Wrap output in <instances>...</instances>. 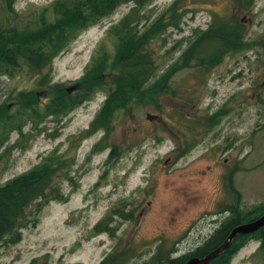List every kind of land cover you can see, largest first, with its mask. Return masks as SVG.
I'll list each match as a JSON object with an SVG mask.
<instances>
[{"label": "rangeland", "instance_id": "obj_1", "mask_svg": "<svg viewBox=\"0 0 264 264\" xmlns=\"http://www.w3.org/2000/svg\"><path fill=\"white\" fill-rule=\"evenodd\" d=\"M56 1L17 0L14 9L31 16ZM174 1L153 0L143 12L157 21ZM183 5L195 14L182 18L180 31L169 29L146 47L158 74L165 77L177 65L168 80L172 92L156 95L158 109L138 107L131 118L119 113L108 137L101 131L87 136L74 155L75 184L63 175L57 180L67 201L50 202L35 226L22 230L18 244L0 247V264H144L153 261L158 246L167 249L171 241L185 246L214 235L230 216V207L244 212L264 207V0L249 10L234 0H184ZM131 11L132 5H122L82 32L54 60L53 82L70 89L96 50L103 46L112 54L114 40L106 34ZM213 15L228 28L241 25L243 45L209 67L192 57L191 47L197 29L207 30ZM211 47L207 41L200 51ZM112 65L104 72L105 89L112 86ZM30 87L27 78L3 77L0 102L8 93ZM40 91L46 100L55 96ZM104 97V91L96 93L59 124L41 123L44 131L27 150L13 154L0 185L57 148L63 154L68 139L89 128ZM15 138L11 134L10 141ZM97 143L106 149L91 154ZM111 147L116 159L105 164ZM112 210L119 215L111 220ZM100 222L113 236L95 232ZM259 249L258 241L248 240L229 264H264Z\"/></svg>", "mask_w": 264, "mask_h": 264}, {"label": "trees", "instance_id": "obj_2", "mask_svg": "<svg viewBox=\"0 0 264 264\" xmlns=\"http://www.w3.org/2000/svg\"><path fill=\"white\" fill-rule=\"evenodd\" d=\"M16 1L0 0V81L3 77L8 80L27 78L31 81V87L21 89L16 94L8 93L0 102V177L13 154L27 150L44 131V127L39 129L41 123L51 120L59 124L71 111L91 101L96 93L104 91L105 97L89 128L82 135L68 139L63 154L59 155L57 148L28 171L0 185V247L18 244L22 230L30 224L34 227L41 211L50 202L67 201L57 180L63 175L65 181L75 184L74 155L87 136L101 131L105 138L108 137L119 113L131 118L135 108L153 106L158 109L156 95L170 90L168 80L177 65L166 70L165 77L158 74L152 55L146 53L147 44L159 39L169 29L180 31L182 18L188 13L195 14L183 5L184 0H175L154 22H151L149 14L143 12L153 0H57L39 14L24 16L16 13ZM234 1L240 9L249 10L256 0ZM129 4L132 11L106 34L107 38L114 40V52L108 54L103 46L96 50L79 82L72 85L73 89H64L62 83H54V60L64 54L82 32L95 26L120 6ZM214 18L213 15L207 30L201 32L197 29L191 47L192 57L202 65L208 62L209 67L218 65L224 55L237 50V44L243 45L241 25L228 28L218 24ZM224 21L227 23V20ZM148 25L146 32H143L141 27L144 29ZM207 41L212 43V47L203 53L200 51L201 45ZM112 63V86L105 89L104 72L108 69L107 65ZM40 90L51 91L55 96L46 100L47 96ZM25 127L28 128L26 131ZM13 133L16 138L11 142ZM105 149V146L97 143L91 154ZM116 156V148L111 147L105 164L115 161ZM67 159L70 160L69 164ZM99 185L94 187L98 188ZM229 185L232 186L231 182ZM229 210L230 216L203 245L201 250L211 249L207 254L221 245L233 228L264 214V207L244 212L233 206ZM110 214L111 220L114 215H119L114 210ZM106 231L113 236V231L103 226V222L95 227L96 233ZM251 239L259 242V251L263 253L264 228L250 235H238L230 248L209 264H229L233 254ZM169 251V247L163 249L158 246L153 261L150 259L144 264H157L156 260L160 261L159 264H184L190 259L189 256L169 259Z\"/></svg>", "mask_w": 264, "mask_h": 264}, {"label": "water", "instance_id": "obj_3", "mask_svg": "<svg viewBox=\"0 0 264 264\" xmlns=\"http://www.w3.org/2000/svg\"><path fill=\"white\" fill-rule=\"evenodd\" d=\"M71 87L70 89H73ZM68 89V90H70ZM264 228V214L257 218L256 220H252L246 224H241L233 228L228 234L225 241L219 245L217 248L209 252L207 255L201 258H190L184 264H209L214 259L225 253L231 246L233 240L238 236H245L256 233Z\"/></svg>", "mask_w": 264, "mask_h": 264}, {"label": "flooded vegetation", "instance_id": "obj_4", "mask_svg": "<svg viewBox=\"0 0 264 264\" xmlns=\"http://www.w3.org/2000/svg\"><path fill=\"white\" fill-rule=\"evenodd\" d=\"M210 237L211 236L204 237L198 242L193 241L192 243L186 244L185 246L182 243V241H171L170 242L171 244H169V246H168L169 249H170V251H169V256L170 257H169V259L181 258L183 256H189V258H195V257H197L196 255L204 256L205 254H207L206 252H208V250H211V249L208 248L207 251L206 250H201V249H203V245L205 244V242ZM221 242H223V240ZM155 254H156V252H155ZM155 254H154V256H155ZM159 262H160L159 260H156L157 264H159ZM215 264H220V263L217 262Z\"/></svg>", "mask_w": 264, "mask_h": 264}]
</instances>
